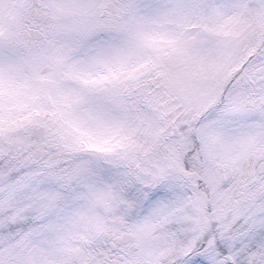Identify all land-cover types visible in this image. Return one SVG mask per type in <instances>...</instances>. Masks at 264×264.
<instances>
[{"label": "snow or ice", "instance_id": "snow-or-ice-1", "mask_svg": "<svg viewBox=\"0 0 264 264\" xmlns=\"http://www.w3.org/2000/svg\"><path fill=\"white\" fill-rule=\"evenodd\" d=\"M171 7L166 0H137L135 10L149 16ZM193 7L198 15L186 21L191 24L240 7L264 18V0L259 5L201 0ZM118 75L110 69L105 79ZM245 94L249 100L264 97V79ZM226 119L239 134L254 138L253 188L264 187V103ZM77 131L71 151L34 141L17 160L0 158V264H264V192L256 201L260 211L236 215L224 194L228 184L213 189L201 169L192 176L167 169L145 175L123 162L110 166L127 153L90 145L123 146L126 136L108 126ZM184 167H191L187 157ZM86 211L119 223L99 233L89 227L71 258L56 251L64 225Z\"/></svg>", "mask_w": 264, "mask_h": 264}, {"label": "rangeland", "instance_id": "rangeland-1", "mask_svg": "<svg viewBox=\"0 0 264 264\" xmlns=\"http://www.w3.org/2000/svg\"><path fill=\"white\" fill-rule=\"evenodd\" d=\"M106 2L107 0H48L59 22L50 29V38L45 41L42 46L44 48H32L21 47L19 32L21 30L23 33L25 30L32 0H0V126L5 120L4 115L10 116L7 119L8 126L1 127L5 130L0 129V143H4L14 133L17 134L11 137V141L18 139L14 143L10 142L11 145H5V151H0V158L11 154L8 153L9 149H16L13 157L7 156L10 160H17L22 152L33 147V142L36 141L33 127L43 124L42 121L46 122L44 124L48 130V139L66 146L65 150H71L72 145L77 143L79 128L86 125L108 126L103 118L111 113L106 109H121L114 105L108 94V87L94 85L90 80L98 84L108 82L105 79L107 74L104 73L110 69L120 72L121 68L117 69V65L126 63L129 58L131 63H127V66L130 67L138 59L143 61L139 73L142 74L140 77L145 80L144 83L155 81L154 67L165 74L169 90L165 86H159L156 90V113L161 114L163 111L166 116L167 112L175 108L174 101H170L171 106L166 107L165 98L171 100L169 92L181 101L200 102L204 108L215 96L218 98L221 95L226 69L237 58L239 51L242 61L247 57L248 50L255 45L260 47L259 50L264 49V36L259 35L261 30L264 31V18L243 7L231 14H226L227 9L217 10L211 22L200 20L191 24L186 21L192 19L196 10L193 6L201 0H166L173 7L167 12L149 16L137 14V0H122L123 7L125 4V9H129L124 18L127 22L123 26V34L114 30L113 26L105 29L98 27L101 15L98 14L97 4ZM217 2L227 4L230 0ZM235 2L259 5L260 0ZM243 13L247 14L248 23L246 14L239 19V15ZM197 15L198 12L194 18ZM91 19H95V31L92 30ZM250 29H255L253 34ZM126 35L131 38L125 39ZM249 35L253 42L247 38ZM95 40L100 47L96 46ZM80 43L83 48L76 47ZM89 43L94 44L86 46ZM137 46L140 52L135 56L133 53ZM29 48L32 52L28 51ZM43 49V58H40V51ZM124 51L128 53L122 55ZM12 55L13 59H10ZM20 55L28 59L22 61ZM44 66L51 69L47 74L42 73ZM97 71H102V76ZM239 71L237 69L236 72ZM240 75L241 73L236 77L239 78ZM116 78L117 76L111 80ZM93 98L97 100L96 106L92 104ZM37 104H42L41 110L49 106V114L42 116L32 111ZM187 107L190 110L186 114L192 109ZM143 111L144 115H149L154 108L144 106ZM197 112L206 114V110ZM50 114L54 117L49 122ZM54 119L58 124L54 125ZM212 122L205 124L211 129L216 124ZM222 128L228 130L225 126ZM203 134L207 137L206 133ZM209 135L213 143L209 141L213 154L211 161L217 163L228 156L230 150L228 146L216 149L215 146H220L216 134ZM251 151L250 147L235 143L231 159L241 166ZM226 158L224 163H231L232 160L228 159L227 162ZM88 216V213H83L82 217L76 216L64 225L55 238L56 251L66 253L71 258L77 254V247L84 243L82 233L87 231L88 225L100 232L105 220L98 216L90 219ZM148 256H151L150 251Z\"/></svg>", "mask_w": 264, "mask_h": 264}, {"label": "flooded vegetation", "instance_id": "flooded-vegetation-1", "mask_svg": "<svg viewBox=\"0 0 264 264\" xmlns=\"http://www.w3.org/2000/svg\"><path fill=\"white\" fill-rule=\"evenodd\" d=\"M121 1L122 0H108L101 7V17L102 20H105L107 26H115V23L125 14V4L123 7ZM109 5H114V9H109ZM45 8L46 5L44 0L35 1L34 9H36V11L45 12ZM38 23L41 25V22H37V24ZM247 57L254 58L251 55ZM242 69L245 71L243 77L247 78L249 81H247L248 83L244 86L239 83L241 78L235 79L234 84L237 85L235 89H240L235 92V94L242 92L241 97L243 103L245 102V106H257L258 108L261 103H264V97H256L254 100H249L242 88L251 90L253 82L264 79V76H261L260 68L247 66ZM250 74H252L251 77L249 76ZM181 108L182 106L180 105L175 106L173 112L166 117H162L163 120L160 122L162 123L161 126H164L167 130H156V151L148 158L147 169H144L137 161L128 163L129 160L133 159L131 156H124L122 160L120 159L121 162L130 165L132 168L139 170L145 175L151 174L154 170L159 171L161 169H167L169 172L178 175L192 176L195 174V169L199 168L202 170L203 175L209 181V185L213 189H219L221 184H228V188L224 194L230 202L228 206L234 209L236 215H247V213L249 214L250 212H258L256 208L259 205L256 203V199L261 195V192H264V187L258 186L253 188L256 177L251 173V164L257 154L254 151V147L241 166L224 167L223 162H212L211 155L213 154L211 153L210 145L212 140L209 132L196 129L192 121V113L189 114L186 121H183L184 115L180 112ZM203 133H206L208 138ZM252 140L254 142V138ZM49 142V139H46L44 143ZM124 145L125 140L123 146ZM127 154L132 155V153ZM185 157H187L188 163L191 166L189 169H185L184 167ZM118 161L117 158L114 165H117ZM249 206L252 211H243ZM116 223H119V221L116 220ZM149 251L152 253L151 249H146V256H148Z\"/></svg>", "mask_w": 264, "mask_h": 264}, {"label": "water", "instance_id": "water-1", "mask_svg": "<svg viewBox=\"0 0 264 264\" xmlns=\"http://www.w3.org/2000/svg\"><path fill=\"white\" fill-rule=\"evenodd\" d=\"M50 20H52V19H50ZM36 133H37V136H38L40 139L43 138V135H44V130H43V129H39V130H37Z\"/></svg>", "mask_w": 264, "mask_h": 264}, {"label": "trees", "instance_id": "trees-1", "mask_svg": "<svg viewBox=\"0 0 264 264\" xmlns=\"http://www.w3.org/2000/svg\"><path fill=\"white\" fill-rule=\"evenodd\" d=\"M245 65H249L248 62L245 64ZM260 65V64H257V66Z\"/></svg>", "mask_w": 264, "mask_h": 264}]
</instances>
